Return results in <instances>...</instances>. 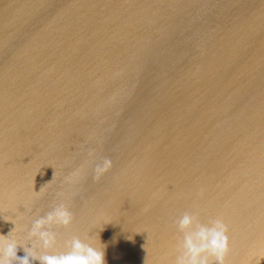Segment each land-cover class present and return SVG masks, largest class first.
Instances as JSON below:
<instances>
[{
    "label": "water",
    "instance_id": "obj_1",
    "mask_svg": "<svg viewBox=\"0 0 264 264\" xmlns=\"http://www.w3.org/2000/svg\"><path fill=\"white\" fill-rule=\"evenodd\" d=\"M60 199L57 250L174 264L190 211L264 264V0H0V235Z\"/></svg>",
    "mask_w": 264,
    "mask_h": 264
},
{
    "label": "clouds",
    "instance_id": "obj_2",
    "mask_svg": "<svg viewBox=\"0 0 264 264\" xmlns=\"http://www.w3.org/2000/svg\"><path fill=\"white\" fill-rule=\"evenodd\" d=\"M112 166L110 158H103L94 167L93 180H100ZM78 176L77 170L65 179L73 182ZM36 193H43V189ZM73 220L68 204L60 199L44 215L32 221L25 239L0 235V264H32V261H39V264H105L102 248L78 236L66 241L63 250L56 249L53 227L68 228ZM175 225L182 240H178L174 264H226L230 241L228 225L222 218L210 219L204 224L197 213L185 211L176 219ZM15 229L16 225L11 232ZM18 245L24 248L26 254L23 257L17 256Z\"/></svg>",
    "mask_w": 264,
    "mask_h": 264
}]
</instances>
